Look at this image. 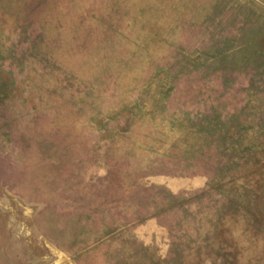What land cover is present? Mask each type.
Segmentation results:
<instances>
[{"label":"rangeland","instance_id":"rangeland-1","mask_svg":"<svg viewBox=\"0 0 264 264\" xmlns=\"http://www.w3.org/2000/svg\"><path fill=\"white\" fill-rule=\"evenodd\" d=\"M0 264H264V0H0Z\"/></svg>","mask_w":264,"mask_h":264}]
</instances>
